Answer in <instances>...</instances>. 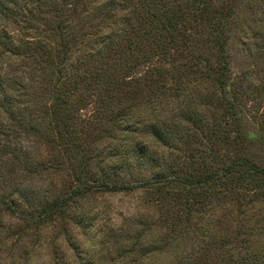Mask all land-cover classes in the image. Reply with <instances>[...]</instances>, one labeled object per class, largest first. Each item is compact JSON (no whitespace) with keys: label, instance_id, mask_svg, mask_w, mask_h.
<instances>
[{"label":"trees","instance_id":"trees-1","mask_svg":"<svg viewBox=\"0 0 264 264\" xmlns=\"http://www.w3.org/2000/svg\"><path fill=\"white\" fill-rule=\"evenodd\" d=\"M213 2L0 0V54L4 56L6 53L9 59L19 62L0 66V106L8 114L11 123L8 130L19 127L26 136L36 135L38 124L33 107L39 98L48 94L50 102L45 107L44 117L54 126L55 138L47 139L46 144L54 143L59 148L65 160L59 166L69 168L76 185L70 192H62L47 201L41 207L42 215L50 216L57 210L58 213L65 212L78 197L92 190L119 193L142 189L147 195L156 197L154 201L159 202L161 207L171 200L182 207L188 206L187 214L190 211L205 212V216L211 200L221 201L218 196L232 194L236 196V202L240 200V205L241 198L247 193L250 195V192L252 196L264 198V166L256 164L243 150H237V146L234 150L228 147L231 144L228 130L223 131L219 139L211 134L217 131V126H203V122L209 125L204 117L192 112L187 120L183 119L182 122L190 123L195 132L205 135L202 138L208 137L206 148L202 151L206 157L200 158L197 165L191 164L185 159L191 161L194 155L187 158L183 156L186 154L181 155L179 147L175 148L180 140L178 130H186L185 124L171 129L154 119L151 111H141L139 106L125 108L124 100L128 96L138 102L141 97H152L147 93L153 86L149 73L147 76L144 73L138 80L125 82L126 88L122 92L116 87L120 80L123 81L120 69L115 67L116 60H121V68L133 63L131 67L134 69L139 61L153 55L146 51V44L161 49L170 42L177 56L186 53L185 58L192 60L193 64L185 63L183 67L195 68V77L200 75L199 82L213 88L211 95L217 94L223 108L231 118H235L239 106L236 85L232 82L231 38L238 18L232 6ZM197 16H204L210 21L212 17V25H215L210 38L205 36L209 45L206 54L202 51L200 57L195 55L203 44L199 47L187 30L178 28L181 22L189 23ZM178 42H182V46ZM131 57L136 61L130 62ZM183 67L179 68L180 72ZM186 87H174L176 99L177 92L184 94L188 89ZM10 93L12 96H9ZM106 93L111 95L109 99L104 97ZM99 94L103 96L100 98ZM90 96H95L98 103L86 123L81 124L77 114L83 110L86 98ZM20 105L22 110L18 108ZM103 116L110 125L108 128L114 127L118 132L109 135L110 145L105 148L104 155L105 146L95 143L96 135L101 133L99 121ZM138 133L154 138L162 149H167L169 156L178 152L176 157L159 162L157 152L150 150L146 142L135 138ZM238 141L235 138L236 145ZM216 143H222V148L216 150ZM220 151L224 152L222 157L217 156ZM227 151H231L232 155ZM18 159L14 157L12 160L15 162ZM24 159L28 161L27 157ZM29 167L27 164L24 171L33 174ZM134 168L140 170L138 173L141 176L131 178L126 172ZM156 168L158 171L155 172ZM201 188L204 193L196 201L195 191ZM212 211L207 218L214 216ZM206 225L204 228H210V223ZM240 230L241 224L233 232L235 238L232 242L227 234V238L218 240L216 248L219 254L230 251L229 255L233 257L231 252L240 253L243 247L247 250V244L251 243L250 233L242 235ZM214 235L211 234L212 237ZM228 244L230 248H227ZM206 245L204 243L203 247ZM261 262L253 255L241 256L235 264Z\"/></svg>","mask_w":264,"mask_h":264},{"label":"rangeland","instance_id":"rangeland-1","mask_svg":"<svg viewBox=\"0 0 264 264\" xmlns=\"http://www.w3.org/2000/svg\"><path fill=\"white\" fill-rule=\"evenodd\" d=\"M212 1L232 6L238 18L231 38L232 82L236 85L239 106L235 118L229 116L217 94L211 95L213 88L199 82L201 76L195 77V68L183 67L185 63L193 64L192 60L185 58L186 53L177 56L170 42L161 49L146 44V51L153 55L139 61L134 69L133 63L121 68V60H116L115 67L120 69L123 78L116 87L122 92L126 88L125 82L138 80L144 73L146 76L149 73L153 86L147 93L152 97H141L138 102L128 96L124 100L125 108L139 106L141 111H151L154 119L171 129L185 124L187 132L179 128L180 140L175 147H179L181 155L184 153L187 158L194 155L191 161L189 158L185 161L197 165L200 158L206 157L202 151L208 137L202 138L205 135L195 132L187 121L182 122L195 112L209 122L208 126L203 122V126H217L212 135L221 139L222 132L228 130L231 139L228 147L234 150L237 146V150H243L256 164L264 166V0ZM210 18L211 21L197 16L194 21L190 19L189 23L179 24L180 30L185 29L192 35L193 42L197 41L199 47L203 44L195 56L200 57L202 51L206 54L209 42L205 41V36L210 38L215 27L212 25L214 19ZM178 44L182 46L183 43ZM0 55V66L18 62L9 59L6 53ZM133 58L130 62L136 61ZM181 67L184 68L182 72L179 71ZM182 85L188 89L185 88L184 94L177 92L176 99L174 87ZM99 88L104 91L101 85ZM104 97L109 99L111 95L106 93ZM48 98L45 94L33 107L38 124V132L33 136L24 135L19 127L8 130L11 123L5 108L0 106V264H235L239 257L253 255L264 264V198L252 196L251 192L241 198L242 205L232 194L218 196L221 201L214 198L209 202L205 216V212L190 211L187 214L188 206L182 207L171 200L161 207L154 201L156 197L147 195L142 189L119 193L92 190L78 197L65 212L58 213L57 210L50 216L42 215L41 207L47 201L76 186L69 168L59 166L65 161L59 148L54 143L46 144L47 139L55 138L54 126L44 117L45 107L50 102ZM96 103L95 96L86 98L83 110L77 114L79 123H86ZM25 105L28 107L27 103ZM101 118V133L96 135L95 143L105 146L104 155L105 148L110 145L109 135L118 132L114 127L108 128L110 125L105 116ZM83 119L85 122H80ZM144 136L138 133L135 138L155 150L159 162L176 157L178 152L169 156L167 149H162L154 138ZM235 138L239 139L238 145ZM216 144V150L222 148V143ZM223 153L217 152V156L222 157ZM227 154L232 155V152L227 151ZM14 157H18V161L14 162ZM27 164L33 174L24 171ZM126 172L131 178L141 176L136 168ZM195 193L194 200L197 201L204 190L197 189ZM211 211L214 216L210 219L207 215ZM207 223L210 228H204ZM240 224L242 235L250 233L251 243L247 244V250L243 247L240 253L231 252L233 257L229 255L230 251L219 254L218 240L227 238V234L232 242L233 232ZM204 243L207 244L205 247ZM227 248H230L229 244Z\"/></svg>","mask_w":264,"mask_h":264}]
</instances>
